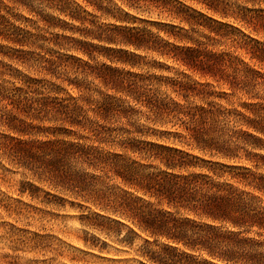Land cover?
<instances>
[{"label":"trees","instance_id":"obj_1","mask_svg":"<svg viewBox=\"0 0 264 264\" xmlns=\"http://www.w3.org/2000/svg\"><path fill=\"white\" fill-rule=\"evenodd\" d=\"M25 1L33 0H14ZM121 1L131 9L144 1L170 22L141 20L156 34L146 26L106 28L104 36L93 37L127 48L107 59L133 69L142 52L183 72L157 78L79 60L71 65L69 58L44 60L42 78L0 84V120L22 135L33 122L54 123L59 128L53 134L70 140L27 144L11 138L4 154L43 169L50 186L94 207L97 217L127 229V236L143 235L144 249L162 241L157 251L142 254L149 264H264V97L257 96L264 92V43L240 32V40L230 41L233 50L209 49L229 27L213 16L232 17L259 33L264 12L231 14L224 0ZM42 2L82 23L83 6L108 13L102 0ZM10 35L0 32L23 46L20 33ZM79 70L85 82L99 80L105 91L78 81ZM46 88L47 94L40 92ZM237 95L246 99L230 104Z\"/></svg>","mask_w":264,"mask_h":264},{"label":"rangeland","instance_id":"obj_2","mask_svg":"<svg viewBox=\"0 0 264 264\" xmlns=\"http://www.w3.org/2000/svg\"><path fill=\"white\" fill-rule=\"evenodd\" d=\"M224 1L228 3L231 14L264 12V0ZM101 5L108 13L83 6L85 12L80 10V16L85 21L82 23L49 9L42 0L25 1L24 4L0 0V32L14 34L10 35L12 38L20 33L25 40L20 46L0 37V84L18 85L17 82L23 77L42 78L40 66H46L44 60L57 57L69 58L71 65L79 60L93 67L106 66L124 73L157 78L176 77L183 72L184 68L173 62H165L142 52H138L141 58L135 61L137 66L133 69L111 63L107 58H120L115 51L127 48L110 45L93 36H104V30L108 27L144 29L146 25L141 20L169 23L170 18L153 7L147 9L144 1L136 9H131L126 1L121 0H102ZM186 6L197 11L203 9L196 2H187ZM213 17L229 24V27L220 30L221 38L211 41L210 50H233L230 41L240 40V32L264 43L263 31L256 33L232 17ZM174 24L181 27L178 22ZM146 27L152 33H157L155 27ZM159 36L165 38L163 33ZM83 51L90 55L83 54ZM244 62L249 63L246 58ZM191 76L199 80L198 76ZM45 77L49 80V75ZM77 80L85 82L80 70ZM85 83L91 89L105 91L99 80L88 78ZM48 91V88L40 90L43 94ZM65 91L73 93L69 88H65ZM65 93H61L59 98ZM257 96L264 97V92H259ZM245 99L237 95L231 98L230 104L237 105ZM219 103L226 104V101ZM3 122L0 120V264H149L142 254L157 251L162 241L158 242V246L144 249L143 235L127 236V229L97 217L94 207L69 192L50 186L43 169L31 170L21 160L4 154V144L11 138L14 142L27 144L69 141V138L53 134L58 130V125L33 122V129L26 130L22 135L9 131ZM140 123L154 129L144 120ZM154 166L158 167L157 164Z\"/></svg>","mask_w":264,"mask_h":264}]
</instances>
